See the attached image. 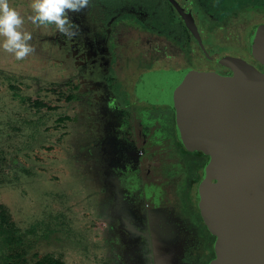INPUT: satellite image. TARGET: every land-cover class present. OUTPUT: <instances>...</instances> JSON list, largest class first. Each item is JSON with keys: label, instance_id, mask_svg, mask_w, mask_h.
<instances>
[{"label": "rangeland", "instance_id": "rangeland-1", "mask_svg": "<svg viewBox=\"0 0 264 264\" xmlns=\"http://www.w3.org/2000/svg\"><path fill=\"white\" fill-rule=\"evenodd\" d=\"M8 2L31 15V0ZM191 2L212 57L249 58L264 0ZM69 16L72 41L26 21L35 53L0 47V264H208L193 214L200 155L177 142L172 109L148 100L155 70L221 66L166 0H92Z\"/></svg>", "mask_w": 264, "mask_h": 264}, {"label": "water", "instance_id": "water-1", "mask_svg": "<svg viewBox=\"0 0 264 264\" xmlns=\"http://www.w3.org/2000/svg\"><path fill=\"white\" fill-rule=\"evenodd\" d=\"M168 1L206 58L232 73L160 70L151 88L153 105L173 109L183 147L210 158L198 193L201 216L215 237L209 264H264V71L242 58L212 57L192 9ZM250 44L264 68V25Z\"/></svg>", "mask_w": 264, "mask_h": 264}, {"label": "clouds", "instance_id": "clouds-1", "mask_svg": "<svg viewBox=\"0 0 264 264\" xmlns=\"http://www.w3.org/2000/svg\"><path fill=\"white\" fill-rule=\"evenodd\" d=\"M91 4L92 0H31V15L25 18L10 7L8 0H0V37H4L0 47L18 61L34 54V46L28 43L32 33L20 30L26 21L38 28L55 25L66 41H72L79 34V27L69 13H81Z\"/></svg>", "mask_w": 264, "mask_h": 264}, {"label": "trees", "instance_id": "trees-1", "mask_svg": "<svg viewBox=\"0 0 264 264\" xmlns=\"http://www.w3.org/2000/svg\"><path fill=\"white\" fill-rule=\"evenodd\" d=\"M167 1V0H166ZM169 6H170V8L173 10V12H175L176 13V11L174 10V8L169 4ZM177 14V13H176ZM235 14H237V13H235ZM177 20H178V23L181 25V29L182 30H180V32H183V33H185L186 35H188V37H189V39H193V40H195L193 37H192V35H191V33L186 29V27H185V24H184V22H183V20L181 19V17L177 14ZM172 19L173 20H175V18L174 17H172ZM226 22V19H224V20H222L221 22H216V23H212L211 24V27L213 26H215V25H220L221 23H225ZM259 25H255L253 28H252V30H251V32L249 33V46L251 45L250 44V41H251V37H252V34H253V32H254V30L258 27ZM196 42V41H195ZM249 53H251V47H250V49H249V51H248ZM159 70H156V71H154L153 72V75H152V80H151V88H152V84H153V81H154V78H155V76H156V74H157V72H158ZM109 82H110V84H111V87H110V89L111 90H113L112 88H114V80L112 79V78H109ZM151 88H150V93H149V100H148V103H149V105L151 106V105H153V103H152V101H151ZM174 132H175V134H176V130H175V127H174ZM176 138H177V136H176ZM177 140H178V142H179V144L183 147V145L180 143V141H179V139L177 138ZM192 169L194 170V171H196V169H198L197 168V164L196 163H194L193 165H192ZM193 175V178L195 177V174H192ZM197 178L195 177L193 180L194 181H197L196 180ZM199 186H200V184L198 185V187L196 188V207L198 206V193H199ZM189 209H191L190 207H189V205L187 206ZM197 210H198V213L197 212H193V214H194V217L198 220H200L201 222H204V220H203V218H202V216H201V213H200V210H199V206H198V208H197ZM204 229L206 230V233L209 235V236H206L205 235V238H207L208 239V242H209V250H210V257H209V263L215 258V252H214V243H215V237L214 236H212L211 234H210V232H209V230H208V228H207V226L205 225V223H204ZM64 264V263H61V262H59V261H57V260H51V259H44V260H42V261H40L38 264ZM208 263V264H209Z\"/></svg>", "mask_w": 264, "mask_h": 264}, {"label": "flooded vegetation", "instance_id": "flooded-vegetation-1", "mask_svg": "<svg viewBox=\"0 0 264 264\" xmlns=\"http://www.w3.org/2000/svg\"><path fill=\"white\" fill-rule=\"evenodd\" d=\"M176 1H178V3L180 4V6L185 10V11H187V9L190 7L191 9H192V13H193V16L195 17V20H196V23H197V27H198V22H197V19H196V16H195V13H194V10H193V6H192V2H191V0H176ZM167 3H168V5L170 4L169 3V1L167 0ZM171 5V4H170ZM172 6V5H171ZM173 7V6H172ZM175 10V9H174ZM176 11V10H175ZM176 13H177V11H176ZM178 14V13H177ZM179 15V14H178ZM199 28V27H198ZM199 30V29H198ZM200 32V31H199ZM200 35L202 36V39H203V43H204V38H203V35L201 34V32H200ZM195 41V40H194ZM196 44H197V42H196ZM198 45V44H197ZM199 47V46H198ZM206 48V47H205ZM199 49H200V47H199ZM207 50V49H206ZM200 51H201V53L203 54V52H202V50L200 49ZM250 55H249V58H247V59H245V58H242V59H244L245 61H247L248 63H250V64H252L253 66H255L256 68H258V69H260V70H262V71H264V68L263 67H261L253 58H252V55H251V53H249ZM204 55V54H203ZM204 57L206 58V56L204 55ZM215 57V56H214ZM223 57H225V55H223L222 57H220V58H223ZM215 58H218V57H215ZM208 60V59H207ZM210 61V60H209ZM212 62V61H211ZM215 63V62H214ZM217 64V63H216ZM219 65V64H218ZM221 72H217V70H214V71H212V70H210V71H204V72H216V73H219L220 75H223V76H230V75H232V73L230 72V70H228L227 68H225V67H223V66H221ZM187 69V68H186ZM160 70H164V69H159V71ZM156 71V70H155ZM199 71V70H198ZM154 72V71H153ZM151 106H153V107H155V108H168V109H171V108H169V107H162V106H155V105H151ZM172 111H173V109H172ZM173 113H174V111H173ZM173 126L175 127V130H176V117H175V113H174V116H173ZM175 133V132H174ZM176 136H177V130H176V134H175V138H176ZM177 138H178V136H177ZM177 142H178V140H177ZM195 153H197L198 155H200V161L198 162V163H196L197 164V168L199 169V167L200 166H203L202 167V175H203V171H204V168H205V166H206V164L210 161V158L208 157V156H206V155H204L203 153H201V152H195ZM196 177H198L199 178V174H198V170L196 169ZM202 175H201V178H200V180L198 179H196L197 181H196V188L198 187V185L200 184V182H201V179H202Z\"/></svg>", "mask_w": 264, "mask_h": 264}]
</instances>
